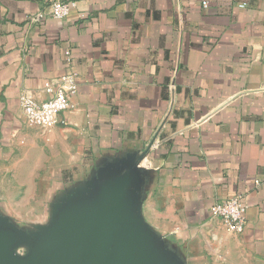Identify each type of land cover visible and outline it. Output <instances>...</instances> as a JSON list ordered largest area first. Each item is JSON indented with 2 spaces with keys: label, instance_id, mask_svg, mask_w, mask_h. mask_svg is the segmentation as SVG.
<instances>
[{
  "label": "crops",
  "instance_id": "0c3cea01",
  "mask_svg": "<svg viewBox=\"0 0 264 264\" xmlns=\"http://www.w3.org/2000/svg\"><path fill=\"white\" fill-rule=\"evenodd\" d=\"M69 1L56 19L48 0H0V155L25 145L37 172L44 144L52 169L88 171L148 149L143 216L187 264H264V0ZM68 72L71 107L31 127L22 92L44 101ZM236 194L232 234L212 206Z\"/></svg>",
  "mask_w": 264,
  "mask_h": 264
},
{
  "label": "water",
  "instance_id": "95a60500",
  "mask_svg": "<svg viewBox=\"0 0 264 264\" xmlns=\"http://www.w3.org/2000/svg\"><path fill=\"white\" fill-rule=\"evenodd\" d=\"M145 153L99 162L53 203L46 224L23 228L0 212V264H187L143 216Z\"/></svg>",
  "mask_w": 264,
  "mask_h": 264
},
{
  "label": "rangeland",
  "instance_id": "374dc122",
  "mask_svg": "<svg viewBox=\"0 0 264 264\" xmlns=\"http://www.w3.org/2000/svg\"><path fill=\"white\" fill-rule=\"evenodd\" d=\"M43 146L40 145L37 172H34V152L27 146L25 148V145L15 154L0 155V212L10 216L23 228L46 224L51 217L53 203L76 185L83 184L97 167L88 171L70 169L72 175L63 180L59 177L63 169L54 170L50 167V154ZM22 163L33 168L18 169ZM237 253L246 259L240 249Z\"/></svg>",
  "mask_w": 264,
  "mask_h": 264
},
{
  "label": "built area",
  "instance_id": "2783aa9c",
  "mask_svg": "<svg viewBox=\"0 0 264 264\" xmlns=\"http://www.w3.org/2000/svg\"><path fill=\"white\" fill-rule=\"evenodd\" d=\"M51 6L50 15L56 19L66 18L77 3L69 0H48ZM205 7L209 3L205 1ZM40 12L37 18H43ZM70 56L71 51L66 52ZM79 78L75 72H68L49 80L44 85V91L48 98L39 101L34 94L25 90L20 96V105L27 122L31 125L50 129L60 123V115L72 105V98L78 93ZM244 194H236L226 200L216 202L212 206V215L218 218L225 229L232 234L241 233L246 225L247 207L243 202ZM24 253V249H19Z\"/></svg>",
  "mask_w": 264,
  "mask_h": 264
},
{
  "label": "trees",
  "instance_id": "16d2710c",
  "mask_svg": "<svg viewBox=\"0 0 264 264\" xmlns=\"http://www.w3.org/2000/svg\"><path fill=\"white\" fill-rule=\"evenodd\" d=\"M72 171L70 170V169H64L63 171H62V176L63 175H65L63 178H62V176H61V179H63V180H65V179H69V176H71L72 175V173H71ZM79 177V176H78Z\"/></svg>",
  "mask_w": 264,
  "mask_h": 264
}]
</instances>
